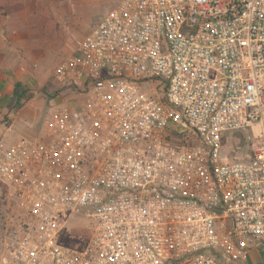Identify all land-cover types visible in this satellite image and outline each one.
<instances>
[{
  "label": "built area",
  "instance_id": "1",
  "mask_svg": "<svg viewBox=\"0 0 264 264\" xmlns=\"http://www.w3.org/2000/svg\"><path fill=\"white\" fill-rule=\"evenodd\" d=\"M52 82L69 107L0 152L22 218L5 264L264 252V0H121ZM76 218L90 234L70 245Z\"/></svg>",
  "mask_w": 264,
  "mask_h": 264
},
{
  "label": "rangeland",
  "instance_id": "2",
  "mask_svg": "<svg viewBox=\"0 0 264 264\" xmlns=\"http://www.w3.org/2000/svg\"><path fill=\"white\" fill-rule=\"evenodd\" d=\"M121 0H114V2L107 5H92L80 6L77 9L76 0H27L29 7H38L41 3L44 8L39 11L36 9L35 16H42L48 19L44 26H36L35 32L38 37V31L41 30L40 37L44 43V53L38 62V69L41 74L36 77L32 75L29 77L27 84H31L30 92L38 99L45 100L46 105L49 103L52 108L48 107L45 110V116L38 121L37 128L42 130L44 124L48 122L55 111H60L69 107L73 101V97L69 92L58 88L52 82V73L54 68L63 60L67 59L75 52L80 39L93 26L94 29ZM60 2V3H59ZM114 5V6H113ZM59 6L61 15L55 12L54 8ZM76 9L75 11H73ZM74 16L71 18L72 13ZM30 15V14H29ZM71 20L68 25V20ZM100 21V22H99ZM39 28H41L39 30ZM51 29V31H50ZM93 29V30H94ZM51 34V35H50ZM38 42V41H36ZM11 118L6 114L1 117L0 121V152L5 151L12 143L20 139H30L25 135L12 134L10 138L3 140V136L7 134V129L11 123ZM14 130L16 128H13ZM42 134V133H41ZM243 151V147L240 152ZM2 218V219H1ZM22 218L15 204L8 199L7 195L1 197L0 192V227L3 226V231L0 228V264H5L3 261L4 249L7 244L14 240L15 232L20 231ZM90 234L89 224L83 218H76L70 221L68 225V233L64 239L65 242L71 245L73 242L81 243L88 238ZM78 236L79 240L73 237ZM77 238V237H76Z\"/></svg>",
  "mask_w": 264,
  "mask_h": 264
},
{
  "label": "crops",
  "instance_id": "3",
  "mask_svg": "<svg viewBox=\"0 0 264 264\" xmlns=\"http://www.w3.org/2000/svg\"><path fill=\"white\" fill-rule=\"evenodd\" d=\"M113 2L114 0H76L79 6L74 7L77 9L80 6L92 7V5H107ZM43 8L41 3L37 8L29 7L27 0H0V121L6 114L12 120L3 140L10 138L12 134L37 139L44 131V128L42 130L37 128L38 121L45 116L48 107L52 108L51 104L46 105L45 100L38 99L31 92L34 95L31 100L26 102L17 113H9L14 85L20 83L24 89H29L31 87V84L29 86L27 84L29 77L32 75L37 77L42 72L38 69V62L44 53V43L40 37L41 28L37 37L35 27L44 26L49 18L35 16V11L36 9L41 11ZM54 9L58 15H61L58 13L61 12L59 6ZM73 16L74 12L71 18ZM70 22L69 19L68 25ZM93 26L83 35L81 41L92 33ZM263 257V251H251L248 264H261Z\"/></svg>",
  "mask_w": 264,
  "mask_h": 264
},
{
  "label": "trees",
  "instance_id": "4",
  "mask_svg": "<svg viewBox=\"0 0 264 264\" xmlns=\"http://www.w3.org/2000/svg\"><path fill=\"white\" fill-rule=\"evenodd\" d=\"M34 97V95L28 91L27 89H24L23 86L20 83H16L14 85V89L12 92V104L10 105L9 113L15 114L17 113L26 102L31 100ZM0 192L1 197L5 196L6 192L4 187L0 184ZM2 219V218H1ZM3 231V226L0 227Z\"/></svg>",
  "mask_w": 264,
  "mask_h": 264
},
{
  "label": "water",
  "instance_id": "5",
  "mask_svg": "<svg viewBox=\"0 0 264 264\" xmlns=\"http://www.w3.org/2000/svg\"><path fill=\"white\" fill-rule=\"evenodd\" d=\"M261 264H264V257H263V259H262V262H261Z\"/></svg>",
  "mask_w": 264,
  "mask_h": 264
}]
</instances>
